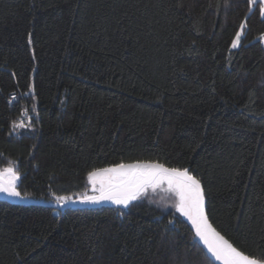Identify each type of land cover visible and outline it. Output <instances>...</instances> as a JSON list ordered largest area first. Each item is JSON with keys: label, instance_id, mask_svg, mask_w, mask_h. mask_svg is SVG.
Segmentation results:
<instances>
[{"label": "trees", "instance_id": "trees-1", "mask_svg": "<svg viewBox=\"0 0 264 264\" xmlns=\"http://www.w3.org/2000/svg\"><path fill=\"white\" fill-rule=\"evenodd\" d=\"M263 36L259 0H0V168L45 202L90 196L96 168H188L211 225L264 258ZM176 204L0 194V264H215Z\"/></svg>", "mask_w": 264, "mask_h": 264}, {"label": "snow or ice", "instance_id": "snow-or-ice-1", "mask_svg": "<svg viewBox=\"0 0 264 264\" xmlns=\"http://www.w3.org/2000/svg\"><path fill=\"white\" fill-rule=\"evenodd\" d=\"M248 3L253 6L257 4V0H248ZM259 12L264 17V0H259ZM239 27L240 31L235 34V39L232 41V48L239 46L245 24L242 23ZM28 40L31 43V33H28ZM28 119L30 121L31 117ZM13 127H31V124L26 125L21 121L17 125L13 122ZM19 179L20 172L15 161H10L7 167L0 168V193L24 198L17 187ZM88 179L92 184L94 195L83 197L81 202L96 204L111 201L123 207H127L149 189L155 191L158 186L166 182L168 190L174 192L178 198L177 210L191 219L196 236L203 241L216 260L223 261V264H264V258L246 255L209 224L204 210V189L200 179L188 168H169L157 162L137 161L93 169L88 173ZM70 199V197H57V202L65 203Z\"/></svg>", "mask_w": 264, "mask_h": 264}, {"label": "water", "instance_id": "water-1", "mask_svg": "<svg viewBox=\"0 0 264 264\" xmlns=\"http://www.w3.org/2000/svg\"><path fill=\"white\" fill-rule=\"evenodd\" d=\"M135 163V162H133ZM127 164V163H126ZM161 164V163H160ZM167 167V166H166ZM170 168V167H169ZM202 184V183H201ZM203 187V185H202ZM3 194V198L5 199H8L14 203H17V204H21V205H33V204H38V205H45V206H49V207H52V208H55V209H59V210H64V209H67V208H75V207H79V208H89V207H97V206H101L105 203H107L108 201H103L101 203H89V202H81L82 199H79V200H72V201H67L65 203H58V202H45V201H35V200H30V199H27V198H17V197H10L8 196L6 193H1ZM132 203V202H131ZM130 203V204H131ZM129 204V205H130ZM111 205H114V206H117V207H121V208H127L129 207V205L127 207H123V206H120V205H116L114 204L113 202H111ZM204 210H205V214L207 216V219H208V222L209 224L211 225L210 221H209V218H208V215H207V202H206V198H205V204H204ZM212 226V225H211ZM213 227V226H212ZM214 228V227H213ZM215 229V228H214ZM216 230V229H215ZM217 231V230H216ZM221 236H223L219 231H217ZM224 237V236H223ZM225 238V237H224ZM226 240H228L227 238H225ZM197 240L199 242V244L206 250L208 256L212 259V261L215 263V264H223V261H219V260H216L212 254L208 251L206 245H204L203 241L200 240L199 237H197ZM229 241V240H228ZM230 242V241H229ZM231 243V242H230Z\"/></svg>", "mask_w": 264, "mask_h": 264}, {"label": "rangeland", "instance_id": "rangeland-1", "mask_svg": "<svg viewBox=\"0 0 264 264\" xmlns=\"http://www.w3.org/2000/svg\"><path fill=\"white\" fill-rule=\"evenodd\" d=\"M262 42H263V44H264V36L262 37ZM157 188H161V189H166V190H168V185H167V183L165 182V183H163V184H161L160 186H158ZM91 190H92V184H91ZM168 191H170V190H168ZM1 194V193H0ZM91 195H94V193H93V191H92V194ZM177 202H178V198H177ZM180 214L193 226V228L195 229V226L193 225V223H192V221H191V219L189 218V217H187V216H185V215H183V213H181L180 212Z\"/></svg>", "mask_w": 264, "mask_h": 264}, {"label": "built area", "instance_id": "built-area-1", "mask_svg": "<svg viewBox=\"0 0 264 264\" xmlns=\"http://www.w3.org/2000/svg\"><path fill=\"white\" fill-rule=\"evenodd\" d=\"M26 115H23L20 122L25 120Z\"/></svg>", "mask_w": 264, "mask_h": 264}, {"label": "flooded vegetation", "instance_id": "flooded-vegetation-1", "mask_svg": "<svg viewBox=\"0 0 264 264\" xmlns=\"http://www.w3.org/2000/svg\"><path fill=\"white\" fill-rule=\"evenodd\" d=\"M108 202H111V201H108Z\"/></svg>", "mask_w": 264, "mask_h": 264}]
</instances>
